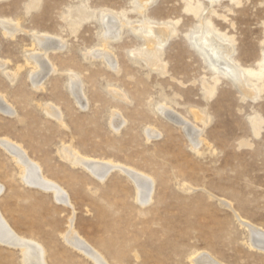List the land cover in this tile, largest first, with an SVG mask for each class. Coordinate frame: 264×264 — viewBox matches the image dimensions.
Masks as SVG:
<instances>
[{
    "label": "rangeland",
    "instance_id": "1",
    "mask_svg": "<svg viewBox=\"0 0 264 264\" xmlns=\"http://www.w3.org/2000/svg\"><path fill=\"white\" fill-rule=\"evenodd\" d=\"M29 1L0 0V17L21 22L14 37L0 27V59L7 61L8 70L22 66L14 83L0 70V92L20 115L0 111V138L21 143L41 162L45 174L65 187L73 206L25 184L19 166L0 146V182L5 186L0 208L11 225L41 241L51 264H94L63 239L71 216L75 229L111 264H191L196 250H209L227 264H264V252L248 245L246 229L223 203L230 201L245 218L264 227V80L258 83L261 91L250 86L246 89L253 93L246 92L214 69L191 42L187 34L200 19L185 7L198 0H155L144 12L138 11L139 0H84L91 10L126 11L129 17L122 39L111 49L121 66L118 72L101 59L85 57L101 43L99 19L83 21L74 32L64 18L69 7L82 0H42L38 8L28 10ZM199 1L207 7L204 14L216 9L221 15H212L213 22L234 38L235 60L257 68L264 58V0ZM146 16L178 29L163 47L166 73L142 58L136 61L131 52L144 41L132 26L141 25ZM41 33L60 36L67 47L48 52L57 72L36 89L28 75L33 64L27 60L31 53L43 52L34 37ZM73 72L81 74L89 98L84 110L68 88V74ZM215 76V93L208 96L203 85L215 84ZM164 102L202 130L205 140L199 150L193 149L180 125L155 111L154 106ZM47 103L60 106L63 124L45 114ZM119 110L127 118L117 132L110 119L112 111ZM195 112L204 114L203 120ZM152 126L160 134L149 140L144 132ZM67 144L153 175V205L140 206L133 182L117 169L99 181L82 166L75 168L62 156ZM21 259L19 247L0 243V264H23Z\"/></svg>",
    "mask_w": 264,
    "mask_h": 264
},
{
    "label": "bare ground",
    "instance_id": "2",
    "mask_svg": "<svg viewBox=\"0 0 264 264\" xmlns=\"http://www.w3.org/2000/svg\"><path fill=\"white\" fill-rule=\"evenodd\" d=\"M41 1L42 0L29 1L27 3V9L30 10L38 8ZM154 1L155 0H139L138 11H146ZM209 1L212 3H218L222 0ZM230 1H236V3H239V0ZM206 8L207 7H205L199 0L189 2L186 5L185 12L189 13V15L191 13L195 18L200 19V24L196 26L190 34H187V36L191 42L203 52V55L206 56L211 66L216 70H220L222 75L232 79V81L240 85L248 93H253L251 90L246 89V87L250 86H254L256 90L261 91L263 88L262 86L264 85H261L264 80V58L258 63L259 65L257 68H245L239 64V62H237L234 58V38L221 32L213 22L212 15H221L218 14L216 9H213L212 12L209 11L211 15L204 14ZM113 12L107 8H101L99 11H97V9L91 10V6L82 0L79 5L69 7L68 13L64 15V18L69 19V24L74 27V32L77 31L83 21L93 17L99 19L101 27V43L97 49L95 48L92 51L87 52L85 57L86 59H101L109 68L111 67L118 72L121 70V66L119 64L117 54H115V52L111 49L113 48V43L115 41L122 39L124 28L129 25V17L126 11L121 13ZM178 22L179 20L175 23L177 24ZM153 24L159 26L157 27ZM0 27L4 30L2 32H4L5 35L14 37L21 30V22L19 19L0 17ZM132 29L137 35H140L143 38L142 40H144L141 46L131 51L132 54L137 57L136 61L142 58L145 60L147 65L151 66L153 69H158L162 73L168 72V63L163 58V47L167 41H169V39L176 34L178 30L176 25H172L171 22L159 23L146 16L141 25H134L132 26ZM44 33L34 35L35 42L39 46L38 48H41L43 52L38 51L31 53L28 55L27 60V64H33V69L28 75L29 80L33 83V85H35L36 89H40L42 86H45L43 84L50 74L52 72H57L56 65L48 57V52L63 50L67 47L66 41L60 36H51L50 34ZM21 67L22 66H19L13 71L8 70L7 61H2L0 59V70L3 71V74H5L8 78H10L12 83L17 80L19 69ZM80 75L81 74L79 72L69 73L67 83L71 94L76 99L78 105H80L83 109L88 107L89 98L87 97L84 82ZM214 81L215 84L204 83L203 85L205 94L208 96H212L215 93L219 78L215 76ZM259 82L261 83L258 84ZM59 107L54 103H47L43 106V109L46 111L45 114L59 119L58 122L61 121L63 124L64 122L62 121L64 114ZM154 109L164 115L165 118H168V120H171L170 122H173V124L180 125L182 128L181 130H184L185 135L188 137V141H190L193 149L196 151L199 150V145L205 140L202 137L201 129L193 125L186 118V116L181 113H177L172 105H168L166 102L157 104L154 106ZM0 111L5 115H16L20 117L14 104L9 102L7 95L2 92H0ZM112 112L110 126L117 131L126 123L125 118L127 117L123 116L120 110ZM196 115L199 120H203L204 114L200 115L199 113H196ZM258 123L259 122L254 121L255 125H258ZM144 133H146V137L149 140L156 137L158 138L160 134L159 130L153 126L148 128L146 127V132ZM0 146H2L13 157L14 162H16L19 166V174L21 180L25 184L32 187H39L45 191H50L53 193V198H55V201L58 203L65 206H73L69 192L65 189V187H63L62 184L56 180L48 177L44 172L45 170L43 171L41 162L33 158L21 143L9 138L8 136H4L0 138ZM61 150L62 156L68 160L69 163L73 164L75 168L76 166H82L89 172V174H92L94 177L100 179L99 181H104L115 169L121 171L128 176L131 182H133L135 187L134 198L140 206L147 209V206L154 203L153 201L156 197L154 196L155 179L153 175L147 174L133 166L121 164L115 160L100 159L89 156L79 151L75 148V146H73V144H67ZM4 188V184L0 182V195L4 191ZM189 189H192V186L189 187ZM223 203L233 210L239 225L246 229L248 245L253 249L264 252V227H261L248 218H245L237 209L233 207V203L230 201H223ZM63 239L68 246L88 257V259H91L94 264H111L100 249H98L75 229L73 216L69 218V226L63 234ZM0 243L19 247L22 253L21 260L23 261V264H51V261L49 262L47 258V247L35 238L20 234L5 217L1 208ZM189 262L191 264H227L209 250H196L193 254H191Z\"/></svg>",
    "mask_w": 264,
    "mask_h": 264
}]
</instances>
